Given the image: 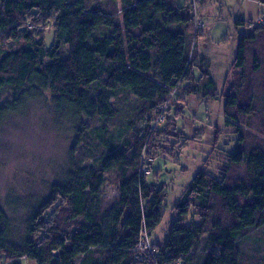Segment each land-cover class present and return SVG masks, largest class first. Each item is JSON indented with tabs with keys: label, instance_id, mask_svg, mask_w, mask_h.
Returning a JSON list of instances; mask_svg holds the SVG:
<instances>
[{
	"label": "trees",
	"instance_id": "1",
	"mask_svg": "<svg viewBox=\"0 0 264 264\" xmlns=\"http://www.w3.org/2000/svg\"><path fill=\"white\" fill-rule=\"evenodd\" d=\"M90 1L0 0V126L28 102L46 98L75 132L70 168L30 209L23 237L13 239L0 208L1 264H242L241 248L254 231L261 232L264 264L263 147L236 134L222 173L196 172L161 244L149 240L162 222L166 194L147 185L142 172L156 120L167 119L180 94L225 99L227 128L261 113L264 130L262 14L250 33L237 35L231 69L239 80L225 94L211 60L195 52V40L205 35L196 34L195 9L211 0ZM48 23L53 43L46 48ZM258 102L262 111H255ZM232 167L241 174L230 175ZM111 178L117 196L105 202ZM146 238L150 250L139 247Z\"/></svg>",
	"mask_w": 264,
	"mask_h": 264
},
{
	"label": "rangeland",
	"instance_id": "2",
	"mask_svg": "<svg viewBox=\"0 0 264 264\" xmlns=\"http://www.w3.org/2000/svg\"><path fill=\"white\" fill-rule=\"evenodd\" d=\"M103 1L91 0L90 4ZM214 3L216 6H212L210 11L208 9V13L202 7L195 9L199 20L196 24L199 31L196 30V34H205L198 41L195 40V52L197 49L211 60V71L218 92L231 94L239 80L236 71L231 69L237 35L250 33L251 29L247 27L251 22L255 24L261 14V19H264V8L258 5L257 0H215ZM235 21H244L246 25L235 27ZM50 27L48 23L47 30L43 29L44 32L46 30V48L53 43V30ZM245 74L248 78H255L250 71ZM259 105V102L255 105V111H262ZM224 107L225 99L221 97L213 100L204 99L200 95L180 94L178 99L174 97L170 111L165 113L167 119L164 114L157 118L156 136L145 152L147 166L143 172L146 184L162 189L166 197L161 206L162 222L149 240L152 244H161L167 237L169 226L177 218L175 205L196 172L205 167L216 176L222 173L227 166V153L236 150V134L242 135L245 142L264 148L263 114L256 113L251 121L241 117L233 123L239 127L227 128ZM167 120L173 123L174 130L167 127ZM249 122L252 124L248 127ZM140 125L143 127L142 123ZM74 141L72 124L67 118L55 115L46 98L28 102L25 110L8 116L1 124L0 208L10 218L13 239L25 235L30 209L46 199L51 185L65 178L70 168ZM229 172L230 175L241 174L233 167ZM111 179L103 189L105 202L117 196ZM192 217L190 214L188 220ZM260 236V231L251 232L249 239L244 242L241 248L242 264H261L258 251L261 249ZM22 262L35 264L25 260Z\"/></svg>",
	"mask_w": 264,
	"mask_h": 264
},
{
	"label": "crops",
	"instance_id": "3",
	"mask_svg": "<svg viewBox=\"0 0 264 264\" xmlns=\"http://www.w3.org/2000/svg\"><path fill=\"white\" fill-rule=\"evenodd\" d=\"M215 1V0H214ZM214 1H212L210 4H206V6H203L202 9L203 11H205V13H208V9L209 11L211 10L212 6H216ZM176 2L181 5L184 4L185 0H176Z\"/></svg>",
	"mask_w": 264,
	"mask_h": 264
},
{
	"label": "built area",
	"instance_id": "4",
	"mask_svg": "<svg viewBox=\"0 0 264 264\" xmlns=\"http://www.w3.org/2000/svg\"><path fill=\"white\" fill-rule=\"evenodd\" d=\"M192 2H193V5L195 4L194 3V0H192ZM201 25V24H200ZM199 25V26H200ZM144 171V169H142V172ZM144 173V172H143ZM148 173V172H147ZM139 247L140 248H146V249H148V250H150V245L148 244V240H147V238L146 239H144L141 243H140V245H139Z\"/></svg>",
	"mask_w": 264,
	"mask_h": 264
}]
</instances>
